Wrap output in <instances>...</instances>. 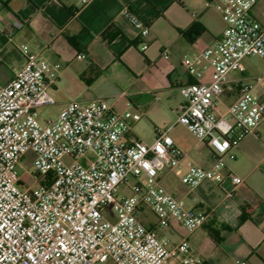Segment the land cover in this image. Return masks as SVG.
Returning <instances> with one entry per match:
<instances>
[{
  "label": "built area",
  "instance_id": "1",
  "mask_svg": "<svg viewBox=\"0 0 264 264\" xmlns=\"http://www.w3.org/2000/svg\"><path fill=\"white\" fill-rule=\"evenodd\" d=\"M210 7L226 27L212 46L183 58L197 82L180 89L184 102L176 121L211 151L209 169L187 161L168 131H159L151 145L127 141L142 114L117 112L105 99L73 101L57 117L42 120L37 110L56 104L51 89L61 65L19 46L25 64L13 80L0 84V264H201L188 237L173 243L145 224L148 213L158 228L175 220L189 234L206 223L207 213L189 208L162 176L174 174L192 192L206 181L222 184L234 150L264 120V75L242 82L238 98L225 114L220 111L231 75L245 70L243 61L264 60L259 16L264 17V0H218ZM125 15L144 39L149 37L151 28L142 19L128 8ZM23 27L14 18L7 29L0 27V38L13 39ZM30 151L35 171L26 172L32 184L25 186L20 169ZM228 176L235 188L244 182ZM122 188L128 194L120 195Z\"/></svg>",
  "mask_w": 264,
  "mask_h": 264
},
{
  "label": "crops",
  "instance_id": "2",
  "mask_svg": "<svg viewBox=\"0 0 264 264\" xmlns=\"http://www.w3.org/2000/svg\"><path fill=\"white\" fill-rule=\"evenodd\" d=\"M217 1L0 0L1 28L7 29L14 18L24 23L13 39L0 38V84L13 80L24 66L19 46L28 45L49 63L61 65L51 89L56 104L64 108L73 101L105 99L117 112H139L142 119L127 133V141L151 145L159 131H168L187 161L209 169L214 163L211 151L176 121L184 102L180 89L197 82L183 66V58L200 54L225 30L222 16L210 7ZM127 8L151 28L148 38L131 24ZM196 25V31L185 34ZM165 52L170 53L169 59L164 58ZM81 54L85 58L78 59ZM239 74L244 73L231 75L232 84L222 97V114L245 82ZM234 152L236 158L227 162L220 185L206 181L192 192L174 174L162 176L167 188L189 208L207 213L204 227L189 234L175 220L167 228H158L156 218L145 221L173 243L188 237L201 264H264V120ZM231 173L243 184L235 188Z\"/></svg>",
  "mask_w": 264,
  "mask_h": 264
},
{
  "label": "rangeland",
  "instance_id": "3",
  "mask_svg": "<svg viewBox=\"0 0 264 264\" xmlns=\"http://www.w3.org/2000/svg\"><path fill=\"white\" fill-rule=\"evenodd\" d=\"M243 65L245 67V70L243 72L244 74L243 75L239 74V75H241L242 78L248 83H251L254 77L259 76V75H264V60L261 57L253 56V57L246 58L243 61ZM258 91L259 90H257L256 93L259 94ZM62 109H63V105L58 103L53 106L39 108L37 112H38L39 117L42 120H46L49 118L57 117ZM222 111L226 112L225 109H223ZM34 159H35V154L32 151H30L27 153V155L25 156L23 160V163H22L23 169H20V171L26 179L25 186H29L32 184L31 178L26 174V172L32 173L35 171ZM130 183L135 184L136 180L131 179ZM121 194H128V191L125 188H122L120 195ZM147 218L148 219L146 220L149 221L151 219L152 220L155 219V216L152 213H150L147 215ZM111 219L113 220L114 217H111Z\"/></svg>",
  "mask_w": 264,
  "mask_h": 264
},
{
  "label": "trees",
  "instance_id": "4",
  "mask_svg": "<svg viewBox=\"0 0 264 264\" xmlns=\"http://www.w3.org/2000/svg\"><path fill=\"white\" fill-rule=\"evenodd\" d=\"M198 25H196V26H194L192 29H191V31H188V32H186L185 34L187 35L188 33H190V32H193V31H196V29H198ZM245 220V217L244 216H242L241 217V221H244Z\"/></svg>",
  "mask_w": 264,
  "mask_h": 264
}]
</instances>
